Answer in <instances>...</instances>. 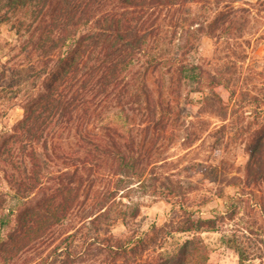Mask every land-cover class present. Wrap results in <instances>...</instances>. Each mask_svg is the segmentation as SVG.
<instances>
[{
	"label": "trees",
	"instance_id": "16d2710c",
	"mask_svg": "<svg viewBox=\"0 0 264 264\" xmlns=\"http://www.w3.org/2000/svg\"><path fill=\"white\" fill-rule=\"evenodd\" d=\"M236 2L0 0V21L17 31L22 54L52 63L38 90L23 102V118L0 131V177L13 193L0 202V264H19L21 258L30 257L88 201V194L83 198L85 181L82 177L77 181V176L80 167L92 168L107 155L87 135L94 121L104 119L102 109L122 115L125 124L120 129L129 133L134 132L131 124L136 117L129 115L127 105H137L140 113L151 111L153 118L148 121L155 145L167 138L166 131L181 117V99L175 95L182 88L203 94L204 112L228 120L229 104L219 92L225 87L224 76L189 59L187 50L193 46L189 37L179 39L184 45L177 52L165 51V20H205L196 31L238 39L253 19ZM196 10L201 12L195 14ZM182 15L186 16L180 19ZM152 75L167 89L158 99L149 87ZM245 95L240 94L242 99ZM252 98L260 113L244 132L248 157L244 178L230 177L217 166L210 171L214 183L243 192L245 187L264 184V101ZM61 127L79 139L77 154L66 158L69 164H62L72 167L73 175L51 165L63 149L51 134ZM129 133L123 136L122 147L116 141L113 145L110 167L118 177L115 188L97 198L93 212L46 256L29 258L25 264H208V249L195 238L202 233H220L222 243L238 256V264H264L262 222L243 214L244 206L239 204L203 216L190 202L193 189L173 174L155 172L162 161L157 152L147 155ZM14 150L23 153L25 169L16 162ZM136 189L171 205L162 224L153 222L144 229L138 204L128 205L117 217L111 215L117 197L129 199ZM219 196H224L222 188ZM119 222L125 228L122 236L113 232ZM179 235L194 237L166 252Z\"/></svg>",
	"mask_w": 264,
	"mask_h": 264
},
{
	"label": "rangeland",
	"instance_id": "374dc122",
	"mask_svg": "<svg viewBox=\"0 0 264 264\" xmlns=\"http://www.w3.org/2000/svg\"><path fill=\"white\" fill-rule=\"evenodd\" d=\"M236 7L249 10L253 20L250 21L251 24L246 33L234 40L210 37L196 31L200 28V23L205 20H165V51L177 52L178 46L184 45V42H179V39L189 37L193 44L188 50L186 49L189 59L201 64L214 74L224 76L225 87H221L219 92L224 101L229 104L228 120L224 121L221 117L204 112L200 104L203 94L193 92L194 89L190 87L182 88L181 92L175 95L181 99V117L172 123L173 128L166 131L167 138L155 145L152 142L153 134L148 121L153 118L151 111L140 113L137 105H127L129 115L136 117L133 125L131 124L134 132L129 133L127 129H120V126L125 124L122 115H119L117 111L107 113L106 109H102L101 116L104 119L94 121L87 135L94 143L101 146V152H106L107 155L92 168L80 167L81 176H77V181L80 177L85 181L87 190L85 191L84 188L86 194L84 193L83 198H87L88 194V201L84 205H79L68 223L58 227L50 240L39 244L35 252L28 255L30 257L21 258L19 264H25L29 258L35 260L46 256L69 231L79 226L81 221L93 212L97 198H102L115 188L118 177L110 167V164L114 162L116 150L113 145L116 141L122 147L123 136L128 133L132 135L139 148L145 147L147 155L157 152L158 158L160 157L162 161L158 163L159 167L155 172L173 174L176 176L175 179H181L185 186L193 189L190 202L202 212L203 216L209 217L214 212H224L231 204H239L244 206L243 214L249 213L264 224V184L257 187H245L243 192L235 187L214 183L210 173L211 169L217 166L230 177L244 178V169L248 160L245 153L244 132L247 124L253 122L260 113L252 97L256 96L264 101V0H237ZM199 12L201 11L196 10L194 13ZM185 16L182 15L180 19ZM1 22L0 131L23 118V102L30 94L38 90L52 65L50 59L25 57L15 40L17 31L12 24ZM189 30L192 32L189 33ZM138 76L137 74L136 77ZM150 76L148 82L151 93L158 99L160 91L167 92V89L161 86L157 77ZM233 92L237 93L234 98H232ZM241 93L246 94L243 99L240 96ZM118 130L124 135L119 134ZM51 135L63 148L60 152H56L57 159L51 165L58 167L61 172L70 171L73 175L74 169L72 167L68 169V165L62 164H69L66 158L71 154H77L78 137L65 132L63 127L58 128ZM41 148L45 152L46 147L43 142ZM14 154L16 162L25 169L27 161H24L23 153L14 150ZM15 173L18 176V173ZM221 188L224 191L223 197L219 196ZM4 196L11 199L10 196H13V193L0 177V202L3 199L1 197ZM93 198L95 199L92 201ZM120 200L117 197L111 215L117 217L120 212L127 211L128 205L138 204L144 216L142 224L144 229H148L153 222L162 224L171 210L170 204L161 201L150 192L144 193L143 189H136L131 192L129 199ZM124 231L125 228L120 222L113 226V232L116 235L122 236ZM193 237V235L176 236L166 252H174L178 243ZM195 238L207 247L208 264H238V256L222 243L220 233H202L195 235Z\"/></svg>",
	"mask_w": 264,
	"mask_h": 264
}]
</instances>
